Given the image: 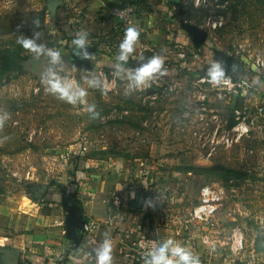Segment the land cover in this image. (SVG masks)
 I'll return each mask as SVG.
<instances>
[{
  "label": "rangeland",
  "instance_id": "374dc122",
  "mask_svg": "<svg viewBox=\"0 0 264 264\" xmlns=\"http://www.w3.org/2000/svg\"><path fill=\"white\" fill-rule=\"evenodd\" d=\"M126 2L132 8L127 27L140 30L127 66H139L137 56L158 55L167 72L128 96L127 81L111 67L127 27L110 8ZM36 18L39 29L32 26ZM34 30L41 33L38 43L62 53L66 67L57 71L87 90L86 101L96 105L99 117L90 118L86 105L67 104L45 91L44 57L36 61L17 44ZM79 31L89 33L87 48L95 59L74 55L71 40ZM212 60L224 68L232 63L235 72L229 75L249 87L228 91L202 82ZM90 75L103 79L107 94L88 88L83 77ZM256 79L259 84L252 83ZM5 112L0 264H19L29 217H41L49 202L60 211L63 178L90 173L94 163L109 164L114 198L135 181L139 203L129 204L143 207L149 223L168 221L201 262L211 251L212 264H246L244 253L255 254L264 242V0H0V114ZM238 116L252 123L236 140ZM206 184L224 189L208 226L190 217ZM51 194L56 200L47 199ZM203 227L220 242H203ZM237 232L243 248L234 252L230 244Z\"/></svg>",
  "mask_w": 264,
  "mask_h": 264
},
{
  "label": "crops",
  "instance_id": "0c3cea01",
  "mask_svg": "<svg viewBox=\"0 0 264 264\" xmlns=\"http://www.w3.org/2000/svg\"><path fill=\"white\" fill-rule=\"evenodd\" d=\"M92 167L90 173L78 171L75 178H63V193L59 198L63 205L60 211L49 202L50 208L41 217H29V222L32 219L28 225L29 231L20 236L24 245L18 247L22 251L19 264H96L94 248L105 238V233L115 246L114 264H143V259L137 253L136 240L146 236L147 232L156 242L172 238L180 243L168 221L149 223V216L144 215L143 207L137 210V207L129 204L130 201H139L133 194L135 181L130 180L132 183L124 187V191L118 190L119 197L114 198L115 188L110 187L109 164L94 163L90 169ZM146 192L144 190L142 193ZM53 196L46 197L53 200ZM113 198L114 203L119 199V208L113 206ZM89 220L95 222V227L86 231L83 224ZM203 228L208 245L220 242L212 235V230ZM207 253L209 256H203L207 261H200L201 264H212V252ZM244 254L248 258L246 264H264V242L255 254L253 250ZM223 260L226 263L224 257Z\"/></svg>",
  "mask_w": 264,
  "mask_h": 264
},
{
  "label": "clouds",
  "instance_id": "9594fccd",
  "mask_svg": "<svg viewBox=\"0 0 264 264\" xmlns=\"http://www.w3.org/2000/svg\"><path fill=\"white\" fill-rule=\"evenodd\" d=\"M118 15L123 17L124 11ZM32 26L34 29H39L40 21L38 18L32 21ZM40 36L41 33L34 30L31 37L21 35L17 39V44L31 52L33 59L36 61H39L41 56L44 57L45 68L41 73V80L45 85V91L67 104L73 106L86 105L90 118L96 119L99 117L100 114L96 110V105L86 101L87 90L76 80L68 78L67 75H61L57 71L60 67H66L62 59V53L59 50H53L38 43ZM88 36L89 33L87 31L74 33L71 40L72 51L78 58L93 60L95 55L90 53L87 48L90 45ZM139 37L140 30L137 27H127L122 40L118 44L115 60L111 64L115 76L127 81L125 96L131 95L135 91L150 88L151 82L155 81L157 77L167 75L163 67L164 60L158 55H153L147 59L143 55L137 56L135 59L140 61L139 66L135 68L127 66L129 58H133ZM233 72H235V67H233ZM206 76L210 85L230 86V76L226 75L225 68L218 60H212L208 63ZM83 80L87 83L88 88L99 89L102 94H107L108 88L100 76H85ZM252 83L259 84L260 81L256 79ZM7 119L8 114L6 112L0 114V126ZM145 203L149 207L154 206L153 200H147ZM114 247L112 240L105 233V238L94 248L96 264H114ZM142 259L143 264H201L197 254L172 238L157 241L143 253Z\"/></svg>",
  "mask_w": 264,
  "mask_h": 264
},
{
  "label": "built area",
  "instance_id": "2783aa9c",
  "mask_svg": "<svg viewBox=\"0 0 264 264\" xmlns=\"http://www.w3.org/2000/svg\"><path fill=\"white\" fill-rule=\"evenodd\" d=\"M206 0H195V4H198L200 2H205ZM124 11L123 17L119 16L118 14L120 12ZM110 12L113 16H115L120 24L124 27H127L131 20L132 15V8L130 7L129 3L121 4L120 6H116L113 8H110ZM215 24H221L222 21L218 20L213 22ZM177 56L182 58L184 56L182 50H178ZM257 64H263L262 61L257 60ZM229 75V74H226ZM230 76V75H229ZM208 78H203L202 82H207ZM208 83V82H207ZM214 86V85H212ZM248 84L244 81H235L232 76H230V86L229 87H223L220 86L222 89H227L228 91H235L238 89L245 90L248 88ZM237 121L235 125L232 127L233 134L235 136V139H240L241 136L246 135L248 131L250 130V124L252 122H247L244 117L239 118V116L236 118ZM246 129V131H245ZM227 140V139H226ZM224 198V189L222 186H212L209 184L203 185L200 188V194L198 202L191 208L190 210V217L192 220H195L196 222H203L208 226L210 224V221L212 218H214V215L219 210L222 200ZM93 227H95V222L92 220H89L83 224V228L86 231L91 230ZM202 241L207 242L206 235L202 236ZM156 243V240L152 236H141L136 240V248L137 253L139 255V258L142 259L143 253L150 248L153 244ZM243 248V236L241 232L234 233L232 235V240L230 244V249L234 252L239 251Z\"/></svg>",
  "mask_w": 264,
  "mask_h": 264
},
{
  "label": "water",
  "instance_id": "95a60500",
  "mask_svg": "<svg viewBox=\"0 0 264 264\" xmlns=\"http://www.w3.org/2000/svg\"><path fill=\"white\" fill-rule=\"evenodd\" d=\"M225 64H226V65H225L226 73H227V74H231L232 71H233V67H234V65H233L232 63H229V62H226Z\"/></svg>",
  "mask_w": 264,
  "mask_h": 264
},
{
  "label": "trees",
  "instance_id": "16d2710c",
  "mask_svg": "<svg viewBox=\"0 0 264 264\" xmlns=\"http://www.w3.org/2000/svg\"><path fill=\"white\" fill-rule=\"evenodd\" d=\"M215 167L222 168L221 166H215ZM211 169H212V168L207 169L206 171H207L208 173H210L209 170H211Z\"/></svg>",
  "mask_w": 264,
  "mask_h": 264
}]
</instances>
